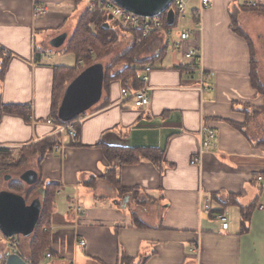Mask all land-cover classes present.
<instances>
[{
	"label": "crops",
	"instance_id": "0c3cea01",
	"mask_svg": "<svg viewBox=\"0 0 264 264\" xmlns=\"http://www.w3.org/2000/svg\"><path fill=\"white\" fill-rule=\"evenodd\" d=\"M83 1L0 0V51L8 54L0 101L27 110V116H2L0 147L57 135V147L64 150L37 157L31 168L38 181L59 187L47 227L53 257L45 256L42 264H120L123 257L140 264H264V10L247 9L243 0L231 17L230 0H213L202 15V35L194 33L182 49L165 45L160 34L141 45L137 40L138 58L145 61L140 74L152 67L143 85L149 87V105L123 99L125 83L114 80L98 107L75 121L74 138L56 133L47 120L54 119L55 67L76 63L75 58L72 65L58 64L53 54L67 52L68 38L87 9L89 0ZM35 5L46 13L36 16ZM199 6L198 0L191 7L194 16ZM111 23L115 56L137 32ZM64 33V43L53 46ZM190 48L202 49L204 68L215 74L205 92L198 90L199 71L185 67ZM253 65L262 89L252 82ZM203 126L216 131L215 147L192 164ZM105 146L162 152L163 158L156 164L143 156L119 165L106 158ZM112 169L119 186L133 192L123 193L113 183ZM43 193L38 189L35 198L42 200ZM206 197L211 215L200 212ZM244 210L250 213L245 225ZM218 211L228 212V229L214 217ZM2 252L0 244V261Z\"/></svg>",
	"mask_w": 264,
	"mask_h": 264
},
{
	"label": "trees",
	"instance_id": "16d2710c",
	"mask_svg": "<svg viewBox=\"0 0 264 264\" xmlns=\"http://www.w3.org/2000/svg\"><path fill=\"white\" fill-rule=\"evenodd\" d=\"M82 1L83 0H77L78 5ZM245 8L252 10H264V8L262 7L252 8L248 7L247 5H245ZM161 18L164 20L167 19L166 13L162 15ZM111 21L113 20L109 19V15L100 14L97 11H90L86 8L80 15L77 27L72 32L67 46V52L74 54L76 63L73 66H56L54 70L52 117L57 123L65 124L75 122L77 119L87 113H84L83 115L75 118L70 122H64L58 117V108L67 85L73 79V77L76 76L78 72L83 68V65L87 66L92 64L94 55L101 56L104 52L115 46L117 35L116 32L113 31L114 28L112 27ZM92 24L95 25V31L92 30ZM106 24L108 25V27H106ZM140 35L141 33L137 32L135 41L126 49L118 52L115 55L116 57L112 59L110 64H108L107 68L105 67L104 87H106V83L108 81L111 82V80L115 78H121L124 83H127L130 80L134 88H141L144 85V83L140 80V68L138 66L144 64L145 61H142L138 58L139 47L136 43L137 38ZM7 56L4 52L0 51V58H3L1 63L0 78H2L5 74V58ZM81 58L84 61V64L79 63V60ZM118 66H122L123 69L118 71L117 73H113V69ZM255 69L256 67L255 65H253L252 82L257 88L262 89ZM104 105H106V103H104ZM6 113H18L27 116V110L25 106L3 104L0 101V120ZM57 137V135H54L45 138L38 143H35L30 147L33 149L29 155H36L40 158L41 161L47 154L53 153L56 146L60 144V140ZM103 150L106 158L109 161L115 162L119 165L134 163L139 160L140 157L143 158V156L152 159L156 164L158 163L157 160L163 158L162 152L160 153V155L155 156L152 151L151 154H147L146 152H142V150L137 151L131 147L105 146ZM11 154L12 152L10 148L0 147V169L8 168V170L17 171L19 169V165H21L27 159V155H22L17 162L12 161ZM109 172V174L112 175L111 177L113 178V183L121 188L118 181H116V178H114L115 170L112 169ZM21 185L22 184L20 182H13L12 186L15 188L11 191L19 193V189H21L22 187ZM40 188L44 190V193L41 200L42 211L39 222L37 224L35 232L32 235H30L29 237L24 236L26 239L29 238V240L31 241L30 245H28L29 256L32 261L31 264H42L46 254L50 251L52 252V237L50 230L47 227H49L52 220L53 208L59 187L57 185H47L45 183H42L41 181H38L34 186H32L31 192L33 193V191H36ZM121 190H123V193L134 191V189L123 188H121ZM248 211L250 212V209ZM249 215L250 213L245 210L243 211L242 221L244 225L248 220ZM45 228H47V230H44ZM11 239L19 241L17 237H11ZM18 253L22 254V252L20 251H18ZM120 264L140 263L135 262L130 258L123 257Z\"/></svg>",
	"mask_w": 264,
	"mask_h": 264
},
{
	"label": "built area",
	"instance_id": "2783aa9c",
	"mask_svg": "<svg viewBox=\"0 0 264 264\" xmlns=\"http://www.w3.org/2000/svg\"><path fill=\"white\" fill-rule=\"evenodd\" d=\"M193 0H174L170 5L169 9H172L175 14V21L173 25H169L167 23V19H162L161 16L157 17H142L137 14H134L120 5H118L114 0H89L87 9L90 11H97L100 14L112 15V20L117 24L120 29L130 30L140 32L139 43L148 39L153 34H160L163 37V41L165 45L173 46L176 50L182 49L184 43L189 40L194 33L200 32L203 29L202 23V15L203 12L208 9L211 5L210 0H199L200 6L196 10V14L194 16L193 11L191 12L189 9L190 4ZM248 7L252 8H264V0H246L245 3ZM47 8L42 5H35L34 12L36 16H40L45 14ZM191 12V16H190ZM187 15H189V20L191 25L187 26L186 24L180 25L179 21L182 23L186 21ZM92 30L95 31V25H91ZM141 41V42H140ZM7 56L8 54L4 52ZM184 56L187 59L188 63L186 64V69L189 71H199L200 73V85L198 90L207 91L210 89L209 80L215 75L212 71H207L204 66V55L201 48H190L184 52ZM50 60L51 58H48ZM82 62V60H80ZM152 69L150 65H146L143 68L142 74H140V80L143 83H146L149 79L148 72ZM149 87L143 86L141 88H134L132 82L129 80L125 85L121 88V95L123 99H133L134 103L138 107H145L149 105L150 98L148 95ZM47 123L50 125L56 126V133L59 134H68L72 137H77L78 133L75 129V122L71 123H57L54 119H48ZM200 138H201V147L199 149L198 154L192 160V164H197L202 157V154L211 151L215 145L214 140L216 138V131L207 126H203L200 129ZM56 152L63 153V147L55 148ZM263 177L260 176L259 179ZM82 209L79 207L78 212L80 213ZM200 212L210 214L212 213V205L211 201L208 197L203 198L200 203ZM213 215V214H212ZM214 217L221 221L224 229H228L230 225V221L228 218V212L226 211H218L214 214ZM0 242H4L8 245V249L4 252L6 258L9 252H18L17 245L18 242L11 238H6L0 230ZM82 246H86V241H80ZM198 252V248H195ZM22 255V254H21ZM4 256V257H5ZM4 257L0 261V264H5ZM52 254L47 253L46 258L52 259ZM26 261L31 264V261L26 259Z\"/></svg>",
	"mask_w": 264,
	"mask_h": 264
},
{
	"label": "water",
	"instance_id": "95a60500",
	"mask_svg": "<svg viewBox=\"0 0 264 264\" xmlns=\"http://www.w3.org/2000/svg\"><path fill=\"white\" fill-rule=\"evenodd\" d=\"M124 9L142 17H157L167 12V23L171 26L175 14L169 9L174 0H114ZM112 19V15L109 16ZM106 27L108 25L106 24ZM67 34L64 33L51 41L55 47L61 46ZM105 66L102 62L83 67L67 85L58 108V117L70 122L88 112L102 98L104 90ZM10 179V176H6ZM21 179L28 185L38 182L35 170H27ZM42 211L41 199L35 198L28 203L26 197L10 190L0 191V230L7 238L23 235L29 237L37 227ZM5 264H29L18 252H9Z\"/></svg>",
	"mask_w": 264,
	"mask_h": 264
},
{
	"label": "rangeland",
	"instance_id": "374dc122",
	"mask_svg": "<svg viewBox=\"0 0 264 264\" xmlns=\"http://www.w3.org/2000/svg\"><path fill=\"white\" fill-rule=\"evenodd\" d=\"M212 1L213 0H210V2H212ZM241 2H243V0H230L228 2V12L230 13V16L231 17H233L234 15L237 14V9H238V6L240 5L239 3H241ZM197 3H198V0H193L192 1V3L189 6L190 11H192L191 10V7L194 6V5H196ZM84 7H85V1H83L79 5L78 13L79 12L81 13V10ZM79 15L80 14H77V21H78ZM179 23H180V25H182V24H186L187 26L191 25L190 20H189V15H187V19H186L185 22L182 23L181 21H179ZM199 35L201 36L202 33L199 32ZM137 40H139V37H138ZM141 43H140V45H141ZM114 50H115V47L114 48L112 47L109 50H107L106 52H104L101 56L94 55L93 56L94 58H93L92 64L95 63V62H102L106 66V68H107L108 64L111 63L112 59H114L116 57V56H114V54H115V51ZM53 55L56 58V62L58 64L63 63V64H67V65H72L74 63V61H75V56L72 53H70V52L69 53L68 52H63V50L62 51H59L57 54L54 53ZM80 60H82V58ZM80 60H79V63H83L84 64V61L82 60V62H80ZM122 66H118L115 69H113V73H117L118 71L122 70L123 69ZM83 67H85V65H83ZM119 79L120 78H117V79L115 78V79L111 80V82H113L114 80H119ZM111 82L108 81L106 83V87H104V96L108 92L107 90L109 89V87L111 85ZM109 83H110V85H109ZM107 84L109 85V87H108ZM99 103H98V105H99ZM97 107L98 106L96 105L93 108L95 109ZM34 144L35 143L28 144V145H24V146L10 148L11 149V152H12V154H11L12 155L11 156L12 161H16L17 162L18 159L22 155H27V159L21 165H19V169L17 171L16 170H8V168L0 169V191L1 190H13L15 187H13L12 184H13V182L16 181V182H18V183L20 182L22 184L21 185L22 186L21 189H19V193L23 194L27 198L28 201H31V200H33V198L37 197V194H36L37 193V190L36 191H33V193H32L31 192V188L32 187H30V186L22 183V180L20 179V175H19L20 173H22L26 169L36 168V160H37L36 158L38 156H36V155L35 156L34 155H29L31 153L32 149H33V148H30V147L32 145H34ZM6 175H10L11 178L8 179V180H5V176ZM15 190H17V189H15ZM46 229L47 228H45L44 230H46ZM15 237H17L18 240H19L16 249L18 251L22 252V256H23V258L25 260L28 259L29 261H31V258L29 256V249H28V247H29L28 245H30V242L31 241L29 240V238L26 239V238H24L23 236H20V235H17ZM0 244L2 246V251L5 252L6 249H8V245H6L4 242H0ZM4 252H2L1 257H4L5 256ZM5 259H6V256L4 257V261H5Z\"/></svg>",
	"mask_w": 264,
	"mask_h": 264
}]
</instances>
